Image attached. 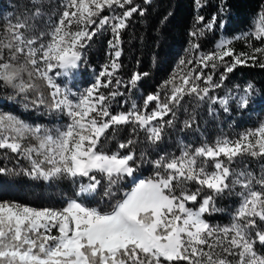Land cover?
<instances>
[{
    "label": "snow or ice",
    "instance_id": "snow-or-ice-1",
    "mask_svg": "<svg viewBox=\"0 0 264 264\" xmlns=\"http://www.w3.org/2000/svg\"><path fill=\"white\" fill-rule=\"evenodd\" d=\"M193 2L197 15L186 55L142 104L132 93L149 73L135 71L127 81L119 73L124 32L147 7L135 0H27L7 15L0 27V86L25 109L66 122L50 128L0 111V149L28 162L18 170L0 167V175L68 180L75 191L59 208L0 200V264H264V120L235 137L181 143L179 155L137 156L140 134L158 148L182 108L187 118L180 131H199L202 105L209 115L216 106L230 114L232 104L246 110L255 98L251 82L224 95L217 90L238 67L264 69V4L248 31L222 36L205 52L201 40L226 30L230 9L219 0L206 19L199 11L208 0ZM105 33L107 59L94 82L82 91L62 83ZM240 40L247 50H236ZM144 163L153 171L140 177ZM226 196L238 198L228 223L210 222Z\"/></svg>",
    "mask_w": 264,
    "mask_h": 264
},
{
    "label": "trees",
    "instance_id": "trees-1",
    "mask_svg": "<svg viewBox=\"0 0 264 264\" xmlns=\"http://www.w3.org/2000/svg\"><path fill=\"white\" fill-rule=\"evenodd\" d=\"M135 2L141 4L142 7H147L148 12L144 17L135 16L124 32L123 56L121 58L123 67L119 75L127 81L135 71L149 73V76L140 82L138 89L132 93V98L142 104L143 97L156 91L158 85L168 79L176 69L180 58L186 55L185 49L188 47L190 39L188 33L194 23L197 10L193 0H152L151 6L143 5L142 0H135ZM227 2L230 10L226 30L217 28L214 32H208L201 40L202 51L212 50L216 41L222 36L232 38L248 31L253 24L255 14L264 4V0H227ZM26 3L27 0H0V27L6 23L9 13H17V9L22 10ZM218 4L219 0H208L207 5L199 11V14L210 19L217 10ZM169 11L172 12V15L165 24L161 25L160 20ZM109 38L108 33L97 36L92 46L86 50V63L81 64L71 80H63V82L61 80V82H67L74 91L83 90L93 83L100 66L106 62ZM234 46L237 51L247 50L243 40L235 42ZM248 82L253 83L256 95L246 110H239L232 104L230 114H225L222 110L218 112L217 109L215 114L209 115L207 105H202L197 109L199 131L194 128L191 131L181 132L182 122L187 118V113L182 108L178 112L176 127L167 130L165 139L158 148L149 145L144 134H140L141 143L137 145V156L139 157L140 151H145L148 159H156L158 155L164 153L179 155L181 143H193L202 137L215 138L222 134L235 137L246 129L255 128L260 121L264 120V69L238 67L233 74L229 75L225 87L217 90V94L224 95L229 87L231 89L234 88V85L243 87ZM11 92V89L0 86V111L12 113L35 124L51 125L53 121L56 123V117L50 119L45 115L43 109L39 111L33 110L31 107L25 109L23 103L19 102V98L16 101L9 100L8 96ZM185 107L190 113L193 104L190 101L186 102ZM216 107L218 108V106ZM128 135V131L121 134L125 139ZM107 147L109 150H114L116 145L109 143ZM22 160V158L0 149V167L18 170L19 162ZM252 167L255 168L256 165L253 164ZM152 171V166L144 163L137 175L147 177ZM74 191L72 183L68 180H56L53 183V181L34 180L22 173L0 175V200H14L34 207L59 208L64 205V198H67L68 195L73 196ZM33 198H41L47 203L43 205L31 203ZM96 199L98 201L99 196ZM237 202L238 198L235 196H226L218 200V207L223 211L209 216L210 222L214 224L228 223L230 212Z\"/></svg>",
    "mask_w": 264,
    "mask_h": 264
},
{
    "label": "rangeland",
    "instance_id": "rangeland-1",
    "mask_svg": "<svg viewBox=\"0 0 264 264\" xmlns=\"http://www.w3.org/2000/svg\"><path fill=\"white\" fill-rule=\"evenodd\" d=\"M61 80H62V82H63V80H65V78H61ZM229 89H231L230 87H229ZM79 91H82V90H79ZM234 106H235V104H233ZM218 109V112L220 111V109H219V107L217 108ZM47 117H49L50 119H54L53 117H55V116H49V115H47V114H45ZM21 119H23V120H25L24 118H21ZM26 122H28V123H30V124H33V125H36L35 123H32L31 121H27V120H25ZM56 123H54V121L52 122V124L50 125V124H44L43 126H45V127H55V126H58V125H61V124H63V123H65L66 122V117L65 118H59V117H56V121H55ZM40 125V124H39ZM216 138V137H215ZM215 138H210V137H202L199 141H194L193 143L192 142H187V143H184V144H189V143H191V144H193V145H198L201 141H203V140H208V141H212V140H214ZM19 165H20V168L21 167H27L28 166V162L26 161V160H22V161H20L19 162ZM140 177H143V176H140ZM41 181H43V180H41ZM53 181V183H55L56 182V180H52ZM43 182H46V181H43ZM48 182V181H47ZM70 197H72L71 195H68V197L67 198H64V204H65V202L67 201V199L68 198H70ZM63 200V199H62ZM31 203H34V204H37V205H43V204H45V203H47V201H44V200H41V198H33V199H31ZM40 207H43V206H40Z\"/></svg>",
    "mask_w": 264,
    "mask_h": 264
}]
</instances>
